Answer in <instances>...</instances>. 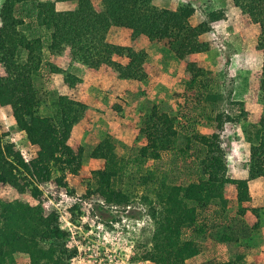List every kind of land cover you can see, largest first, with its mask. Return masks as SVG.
<instances>
[{
  "label": "trees",
  "instance_id": "obj_1",
  "mask_svg": "<svg viewBox=\"0 0 264 264\" xmlns=\"http://www.w3.org/2000/svg\"><path fill=\"white\" fill-rule=\"evenodd\" d=\"M55 1H72L74 6L56 10ZM231 3L259 28L257 101L261 112L254 123L235 116L237 121L240 119L241 134L249 143L246 178H223L225 162L219 131L233 116L220 107L222 94L212 91L216 87L205 75L210 72L193 61L185 63L189 77L184 80L181 97L188 100L194 95L195 102L189 106L184 101L182 109L184 113L188 110L195 117H204L212 132L199 133L192 124L176 128L173 114L152 105L142 115L137 130L136 137L142 142L130 146L124 155L116 154L110 134H104L94 144L79 143L73 149L67 143L69 131L87 106L42 90L40 80L56 71L48 58L65 49L72 62L93 69L109 67L119 79L142 80L146 52L107 42L105 35L111 26L128 28L131 39L161 43L177 59L204 50L197 42V33L207 28L201 24L190 26L187 18L192 8L188 4L169 9L154 5L152 0H99L96 9L91 0H2L0 66L4 74L0 76V105L10 106L14 125L25 132L37 150L35 157L25 162L0 137V184L19 193L28 189L37 193L34 177L42 174L49 179L54 173L55 184L64 187L65 174H76L83 158L102 160V167L91 171L84 195H96L106 204L122 206L132 202L136 195L146 205L150 226L143 229L140 249L131 257L134 260L185 264L187 258L199 252V242L206 238L232 243L245 237L247 230H257L259 210H264V206L241 204L249 199L247 180L264 179V0ZM222 16L221 11L209 13L210 20ZM114 56L126 61L121 63ZM62 80L69 88L80 81L69 72L63 73ZM23 99L28 101L25 108L19 105ZM43 102L49 106L47 115L37 112ZM225 183L235 188V214L241 216L249 211L254 216L250 228L241 221L234 224V217L224 219ZM220 227L229 231L218 232ZM64 237L65 231L58 227L55 214L42 215L37 204L0 198V264H16L17 254H25L27 264H70L73 251L64 246ZM241 259L242 254L236 253L232 258L210 264H242Z\"/></svg>",
  "mask_w": 264,
  "mask_h": 264
},
{
  "label": "rangeland",
  "instance_id": "obj_2",
  "mask_svg": "<svg viewBox=\"0 0 264 264\" xmlns=\"http://www.w3.org/2000/svg\"><path fill=\"white\" fill-rule=\"evenodd\" d=\"M152 3L158 7L161 3L169 9L188 4L192 8L187 18L190 26L196 27L201 24L202 28H207L197 33V42H201L205 49L177 59L172 51L161 43L147 42L144 38L131 39L130 30L128 29V33L127 28L121 29L118 33L106 32L107 42L119 43L118 45L128 44L126 46L135 50L142 48L147 55L143 63L145 77L142 80H125L122 84L117 83L116 72L109 67L100 66L93 69L70 61L67 49L60 55L50 56L48 60L55 65L56 71L40 80L42 90L52 91L58 97L67 96L87 106L81 119L71 126L67 143L75 149L79 143L94 144L104 134H110L115 144L114 151L118 155H124L130 146L140 145L142 142L136 137L137 130L142 115L152 105L173 114L176 128L182 129L192 124L199 133H211L212 128L208 122L204 123V117H195L188 110H185L186 113L183 112L184 101L189 106L194 105L195 102L194 95L188 97V100L181 97L184 80L189 77L184 66L187 61H193L197 66L210 72L205 75L211 79L212 86L216 87H212V91L216 90L222 94L220 107L233 116V120L224 123L219 131L220 147L225 162L223 178L243 179L240 175L246 171L249 143L241 134V121L240 119L237 121V118L240 115L239 118L244 117V122L254 123L261 112V105L257 101L261 63V53L256 48L258 25L233 6L231 0H152ZM94 4L98 9L99 0H95ZM214 11H221L223 16L210 20L209 13ZM113 58H117L121 63L126 61L125 58L116 56ZM80 66L94 71L87 75L82 74L79 70ZM64 72L77 77L81 73L78 77L80 81L73 86L76 90H70L63 82ZM3 74V68L0 66V76ZM77 92H81L80 97L76 96ZM88 93L89 97H87ZM46 97L48 96L42 95V98L46 99ZM19 105L25 108L28 106V101L23 99ZM48 107V103L43 102L37 108L38 114L47 115ZM197 107L199 109V106ZM240 108L243 111L241 114ZM0 137L2 143L10 144L12 150L18 152L23 161L29 162L35 157L37 146L31 144L25 132L14 125L9 105H0ZM102 165V160L83 158L76 174H65L64 187L55 184L54 173L49 179L38 174L33 180L38 189L37 193L30 189L19 193L7 184H0V198L30 205L37 204L42 215L53 213L57 216L58 227L61 229L68 219L70 221L81 217H98L105 221L111 219L125 236L133 240L137 252L138 244L143 237V229L150 226L145 203L136 195L126 206L106 204L96 195H84L91 171L101 168ZM263 192L262 187L260 193L251 197L247 189L249 199L241 206H264ZM223 194L227 199L224 219L234 217V224L241 221L244 226L250 228L255 218L249 211H245L241 216L235 214L237 203L234 185L225 183ZM261 203L263 205L258 206ZM235 227L240 229L236 225ZM221 231H229V228L220 227L218 232ZM199 244V252L187 258L185 264H210L232 258L236 253L242 254L240 261L242 264H264V210H259L258 229L247 230V235L238 238V241L228 243L209 237ZM15 262L27 264L28 258L25 254H17ZM142 262L163 264L156 259L142 260Z\"/></svg>",
  "mask_w": 264,
  "mask_h": 264
},
{
  "label": "built area",
  "instance_id": "obj_3",
  "mask_svg": "<svg viewBox=\"0 0 264 264\" xmlns=\"http://www.w3.org/2000/svg\"><path fill=\"white\" fill-rule=\"evenodd\" d=\"M64 246L73 251L70 264H144L132 259L133 240L111 219L81 217L65 221Z\"/></svg>",
  "mask_w": 264,
  "mask_h": 264
},
{
  "label": "crops",
  "instance_id": "obj_4",
  "mask_svg": "<svg viewBox=\"0 0 264 264\" xmlns=\"http://www.w3.org/2000/svg\"><path fill=\"white\" fill-rule=\"evenodd\" d=\"M91 2L93 4V6L95 7V4H94L95 3V0H91ZM160 2H164V1H160ZM159 4H160V7L167 8L166 6L162 5L161 3H159ZM159 4H157V5H159ZM73 6H74V2H72V1H55V3H54V7H55L56 10L71 9V8H73ZM121 29H126V28L125 27L111 26V27H109V29H108L107 32H113V33H116L117 32L118 33V32H121ZM126 30L129 33L128 28ZM122 45H128V44H122ZM113 59L117 60V58H113ZM81 67L82 66H80V69L79 70H80V72L82 74H86L87 75V74L93 73V71H94V70H92L90 68H85V67L84 68L83 67L81 68ZM95 72H97V71H95ZM80 74H79L78 77H80ZM81 78L83 79V77H81ZM125 80H131V79H119L118 78V82L117 83L118 84H122L123 81H125ZM131 81H133V80H131ZM70 90H76V89H74V87H73V88H70ZM125 92H127V89H126ZM125 92H122V93H125ZM80 93L81 92H77L76 93V96L77 97H80ZM119 95L120 94H118V96ZM82 97H85L86 98V96H82ZM87 97H89V93H88ZM81 101L87 103V101H85L84 99H81ZM245 175H246V171H244L243 172V175H240V176L244 178ZM262 187L264 188V179L261 178V177H256V178L247 180V189H248V193H249V195L251 197H253L252 195H256L257 193H260V189ZM250 188H252L253 191L250 190ZM262 195L264 196V192H263ZM260 205H263V203L259 204L258 206H260ZM251 206H254V205H251Z\"/></svg>",
  "mask_w": 264,
  "mask_h": 264
}]
</instances>
